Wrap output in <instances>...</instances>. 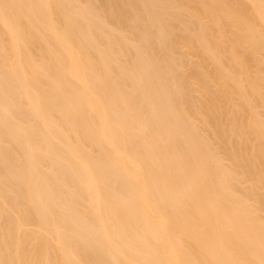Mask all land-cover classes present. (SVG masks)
Here are the masks:
<instances>
[{
	"label": "bare ground",
	"instance_id": "6f19581e",
	"mask_svg": "<svg viewBox=\"0 0 264 264\" xmlns=\"http://www.w3.org/2000/svg\"><path fill=\"white\" fill-rule=\"evenodd\" d=\"M0 264H264V0H0Z\"/></svg>",
	"mask_w": 264,
	"mask_h": 264
}]
</instances>
